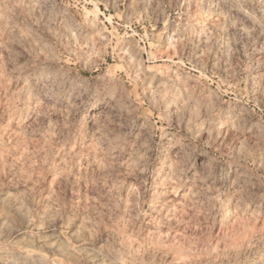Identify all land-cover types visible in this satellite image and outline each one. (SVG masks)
<instances>
[{"label":"clouds","instance_id":"clouds-1","mask_svg":"<svg viewBox=\"0 0 264 264\" xmlns=\"http://www.w3.org/2000/svg\"><path fill=\"white\" fill-rule=\"evenodd\" d=\"M0 264H264V0H0Z\"/></svg>","mask_w":264,"mask_h":264}]
</instances>
